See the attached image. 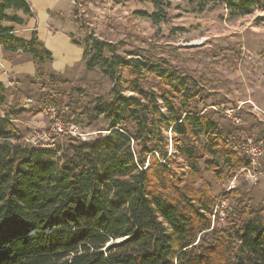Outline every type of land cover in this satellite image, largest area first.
Returning <instances> with one entry per match:
<instances>
[{"label":"trees","instance_id":"trees-1","mask_svg":"<svg viewBox=\"0 0 264 264\" xmlns=\"http://www.w3.org/2000/svg\"><path fill=\"white\" fill-rule=\"evenodd\" d=\"M173 1L196 0H151L161 11ZM198 1L224 4L236 16L259 4ZM158 12L149 18L158 22ZM18 13L32 17L29 0H0V49L30 55L38 74L51 53L36 34L16 35L24 24ZM82 49L85 68L98 69L112 87L84 109L69 103L62 118L100 120L106 134L34 149L23 146L16 114L0 115V264H264V202L247 213L232 189L222 198L237 202L221 219L201 177L203 168L218 181L232 178L248 161L232 129L213 118L218 112L199 81L92 37ZM39 102L60 104L53 95ZM5 104L0 82V109Z\"/></svg>","mask_w":264,"mask_h":264},{"label":"rangeland","instance_id":"rangeland-1","mask_svg":"<svg viewBox=\"0 0 264 264\" xmlns=\"http://www.w3.org/2000/svg\"><path fill=\"white\" fill-rule=\"evenodd\" d=\"M258 3L252 14L236 16L229 14L224 4L198 0L173 1L162 11L151 0H60L49 16L51 28L66 34L81 49L92 37L117 46L121 55L138 53L194 77L205 89L208 104L218 112L213 118L223 128H231L241 143L247 138L264 140V0ZM155 12L160 15L158 22L149 18ZM1 57L0 80L5 85L6 104L0 115L15 113L13 124L23 138L48 128L46 114L38 109L41 96L56 97L63 117L70 110L69 103L84 109L97 97L107 98L112 87L98 69L87 70L83 61L65 68L53 58L47 61L38 72L46 87L30 55ZM53 74L57 75L54 83L49 78ZM6 81L12 86L7 87ZM27 99L34 104L26 106ZM228 109L234 110L239 124L227 120L224 111ZM76 123L84 132L93 133L92 140L106 134L100 120L89 124L82 117ZM66 140L55 138L54 149ZM260 164L264 169V158ZM201 171L218 200H226L223 194L236 189L241 208L247 213L264 202V173L254 184L239 175L240 170L222 181L203 168ZM236 202L228 198L227 206L221 209L224 215L219 213V217L223 219Z\"/></svg>","mask_w":264,"mask_h":264},{"label":"built area","instance_id":"built-area-1","mask_svg":"<svg viewBox=\"0 0 264 264\" xmlns=\"http://www.w3.org/2000/svg\"><path fill=\"white\" fill-rule=\"evenodd\" d=\"M6 75V72H4ZM12 86L7 82V87ZM33 101L27 99L25 105H33ZM38 109L46 114L48 120V128L45 131H33L27 137L23 138V146H28L34 149L53 150L55 146V138L71 137L78 142L92 141L90 138L93 133L84 132L81 127L74 123H66L60 111L54 106H38ZM224 114L233 123L239 124L234 110L228 109L224 111ZM239 152L248 161V167L241 169L239 175H244L249 181L254 184L257 183V177L264 173V169H261V161L264 158V140H254L247 138L238 145ZM227 206L226 200H218L214 209V213L218 211L221 215L223 212L221 209ZM220 208V209H219ZM214 217V216H213Z\"/></svg>","mask_w":264,"mask_h":264},{"label":"crops","instance_id":"crops-1","mask_svg":"<svg viewBox=\"0 0 264 264\" xmlns=\"http://www.w3.org/2000/svg\"><path fill=\"white\" fill-rule=\"evenodd\" d=\"M59 3L60 0H29L32 17L28 18L18 13V15L24 19V24L17 26L15 28V33L24 40H29L32 35L36 34L44 48L51 53L53 61L57 63V65H62L63 68H65L71 66V64L81 62L83 50L74 45L66 34L51 28L49 13L56 8ZM1 56L4 55L0 49V60L3 61ZM2 70L0 69V72ZM0 82L3 84V81L0 80ZM3 115L4 114L1 116ZM15 122L16 118L13 120V123Z\"/></svg>","mask_w":264,"mask_h":264}]
</instances>
